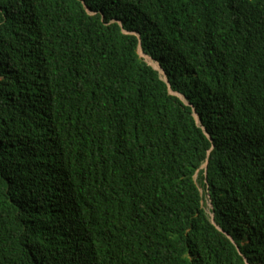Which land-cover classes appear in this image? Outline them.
Here are the masks:
<instances>
[{
  "label": "trees",
  "instance_id": "16d2710c",
  "mask_svg": "<svg viewBox=\"0 0 264 264\" xmlns=\"http://www.w3.org/2000/svg\"><path fill=\"white\" fill-rule=\"evenodd\" d=\"M0 264H264V0H0Z\"/></svg>",
  "mask_w": 264,
  "mask_h": 264
},
{
  "label": "rangeland",
  "instance_id": "374dc122",
  "mask_svg": "<svg viewBox=\"0 0 264 264\" xmlns=\"http://www.w3.org/2000/svg\"><path fill=\"white\" fill-rule=\"evenodd\" d=\"M139 54H140L141 58H142L147 64H149V65L152 66L154 69H156L157 71H159L162 80L167 81L166 74L164 73L163 70L159 69V65H158L156 62H154L150 57H148V56L142 54V53H141V50L139 51ZM172 94H173V95H176V96H179L183 101H185V99H184L182 96L177 95V94H174V93H172ZM201 192L204 193V191H203L202 189H201ZM205 204H206L205 207H206L207 211L209 212V210H210L211 207H212L211 204H210L209 199L206 200Z\"/></svg>",
  "mask_w": 264,
  "mask_h": 264
},
{
  "label": "water",
  "instance_id": "95a60500",
  "mask_svg": "<svg viewBox=\"0 0 264 264\" xmlns=\"http://www.w3.org/2000/svg\"><path fill=\"white\" fill-rule=\"evenodd\" d=\"M161 68V67H160ZM168 83V82H167ZM169 84V83H168Z\"/></svg>",
  "mask_w": 264,
  "mask_h": 264
}]
</instances>
